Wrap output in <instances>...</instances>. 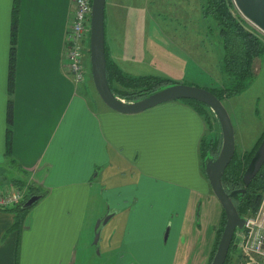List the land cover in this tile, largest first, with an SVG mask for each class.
Here are the masks:
<instances>
[{
  "label": "crops",
  "instance_id": "obj_1",
  "mask_svg": "<svg viewBox=\"0 0 264 264\" xmlns=\"http://www.w3.org/2000/svg\"><path fill=\"white\" fill-rule=\"evenodd\" d=\"M12 5L0 0V159L14 160L44 195L20 228L13 227L15 211L0 209V264H103L101 258L104 264H195L198 253L204 259L202 238L214 242L216 228L201 235L199 219L220 211V220L222 207L201 167L202 117L182 100L117 112L74 83L64 58L72 0H20L12 154L5 157ZM128 20L118 7L108 16L105 9V44L109 58L135 75L127 60L135 50ZM104 215L110 225L100 232L96 253L89 226ZM140 238L149 239L147 246ZM160 238H176L172 251Z\"/></svg>",
  "mask_w": 264,
  "mask_h": 264
},
{
  "label": "rangeland",
  "instance_id": "obj_2",
  "mask_svg": "<svg viewBox=\"0 0 264 264\" xmlns=\"http://www.w3.org/2000/svg\"><path fill=\"white\" fill-rule=\"evenodd\" d=\"M200 4L201 0H106L107 16L111 10L118 7L120 12L124 13L125 18L127 16L129 19L127 21L128 36L135 50L129 52L133 57L127 60L130 64L132 63V66L136 65L135 75H157L168 79L171 84L183 81L184 84L199 87H202L201 85H204L206 81H212L217 86L227 84V75L219 59L220 42L216 32L209 29V25L213 27L214 22L202 16ZM233 7V13L243 18L235 4ZM245 21L247 27L253 28L264 37V34L252 23ZM118 34H120L119 31ZM86 45L89 47V40ZM86 61L89 73L86 75L85 83L78 85L83 86L84 90H87L90 96H94L100 106L105 108L106 105L100 101L92 81L89 52ZM115 87L118 88L116 85ZM225 108L233 124L237 151L249 150L264 131V53L253 62L250 84L241 93L226 99ZM216 130L219 132L218 128ZM0 166L5 169L3 174L6 178L26 176L25 172L18 169V166H10L4 160L0 162ZM205 203L203 200L201 207L203 213ZM219 213L220 211L217 215L210 214L205 220L199 219L200 224L197 228L202 229L201 235H205L208 229L212 233L213 228L217 227ZM106 217L108 215L99 218L100 220L92 219V226H89L93 229V234L88 238V245L91 244L90 249L96 253L101 247L103 238H98L94 245L95 236L110 225L108 222L105 224ZM212 217L216 219L212 221ZM97 221H100V226L94 231ZM140 239L141 244L147 246L145 241L148 242L149 239ZM160 239L163 242L168 239V249L172 251L176 238ZM184 240L185 238H181V242ZM202 240L204 242L201 249L206 248V251L203 253L204 256H200L204 259H199L198 253L195 264H205L211 250L212 238H207V240L202 238ZM234 255L236 256L234 253L232 258L234 257L233 259L237 261ZM101 261L105 263L102 258Z\"/></svg>",
  "mask_w": 264,
  "mask_h": 264
},
{
  "label": "trees",
  "instance_id": "obj_3",
  "mask_svg": "<svg viewBox=\"0 0 264 264\" xmlns=\"http://www.w3.org/2000/svg\"><path fill=\"white\" fill-rule=\"evenodd\" d=\"M20 0H13L11 11V42L8 58V75H7V107H6V131H5V157L10 159L12 151V125H13V94L15 86V69H16V26L19 13ZM233 0H201L200 9L202 16L210 18L214 26L209 25V29L215 31L221 51L219 59L223 71L226 73L227 84L206 88L212 92L225 106V100L241 93L251 82L253 75V62L264 53V37L253 28L247 27L244 18L233 13ZM105 44L106 56V75L109 87L115 95L124 98L127 101H135L143 98L167 85L170 81L157 75H131L123 71L108 54ZM173 84V83H172ZM118 86L117 87H115ZM191 106L203 119L205 123V133L200 141V157L202 171L205 174L204 166L207 160L217 156L221 146V127L215 114L209 106L195 99H179ZM101 101V100H100ZM214 127L218 128V135H213ZM264 137V131L261 133L252 148L245 151H237L230 163L225 168L222 179V185L226 192L242 188V176L251 157L256 151L259 143ZM14 160L8 161L10 166ZM5 169L0 166V187L2 185H13L14 187H26V194L23 201L8 209L15 211L16 219L13 227L20 228L24 216L30 207L24 208L23 203L31 195H44L43 191L27 182L23 178H6L3 174ZM264 190V164L252 179L244 193H238L232 197V201L240 216L250 211H254L262 197ZM225 225V214L221 209L220 220L215 229V240L208 256L206 264H210L216 248L218 246L223 228ZM230 244V249L224 264H234L240 259L237 244L234 240ZM236 254L237 261L232 256Z\"/></svg>",
  "mask_w": 264,
  "mask_h": 264
},
{
  "label": "water",
  "instance_id": "obj_4",
  "mask_svg": "<svg viewBox=\"0 0 264 264\" xmlns=\"http://www.w3.org/2000/svg\"><path fill=\"white\" fill-rule=\"evenodd\" d=\"M243 18L264 33V0H233ZM105 4L106 0H92L89 37V63L92 81L101 101L110 109L121 113H138L160 103L195 99L207 106L217 117L221 127V146L217 156L206 161L204 171L214 196L219 201L224 214L225 225L210 264H224L236 229H241L245 220L239 215L232 197L244 193L246 187L264 164V137L251 157L242 176L243 187L226 192L222 185V175L234 156L236 143L234 128L225 106L212 92L204 87L184 83L167 85L143 98L127 101L115 95L108 84L105 56ZM124 99V101L122 100ZM40 199V195H31L23 207L28 208ZM105 218L104 222L109 219ZM100 221H97V230ZM96 234L94 243H97Z\"/></svg>",
  "mask_w": 264,
  "mask_h": 264
},
{
  "label": "built area",
  "instance_id": "obj_5",
  "mask_svg": "<svg viewBox=\"0 0 264 264\" xmlns=\"http://www.w3.org/2000/svg\"><path fill=\"white\" fill-rule=\"evenodd\" d=\"M72 3L71 18L65 35V72L74 83L79 84L85 83L89 73L84 58L89 52L86 42L90 37L92 0H72ZM25 194V186L9 190L0 188V209H8L21 203ZM242 217L245 224L234 233L240 254L239 261L234 264H264V190L257 208Z\"/></svg>",
  "mask_w": 264,
  "mask_h": 264
}]
</instances>
